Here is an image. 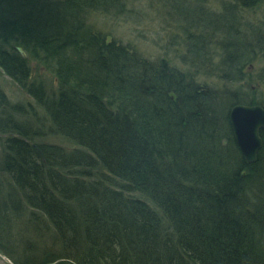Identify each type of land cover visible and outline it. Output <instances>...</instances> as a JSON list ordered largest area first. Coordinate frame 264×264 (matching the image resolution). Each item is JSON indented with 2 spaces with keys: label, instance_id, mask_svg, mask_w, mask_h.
Masks as SVG:
<instances>
[{
  "label": "trees",
  "instance_id": "1",
  "mask_svg": "<svg viewBox=\"0 0 264 264\" xmlns=\"http://www.w3.org/2000/svg\"><path fill=\"white\" fill-rule=\"evenodd\" d=\"M47 1L0 0V68L35 99L48 126L0 118V241L21 252L13 263L264 264V131L249 164L228 116L236 105L264 108L244 95L251 85L218 95L163 59H144L93 33L85 16L120 0ZM162 1L186 6L176 13L194 61L211 65L202 43L208 35L232 82L245 80L254 56L264 61V30L244 37L239 26L264 0H223L212 15L186 0ZM16 47L53 73L54 96L46 99L30 81ZM0 104L5 113L1 93ZM45 135L74 147L37 142ZM48 237L56 257L39 260L50 250L29 239Z\"/></svg>",
  "mask_w": 264,
  "mask_h": 264
},
{
  "label": "rangeland",
  "instance_id": "2",
  "mask_svg": "<svg viewBox=\"0 0 264 264\" xmlns=\"http://www.w3.org/2000/svg\"><path fill=\"white\" fill-rule=\"evenodd\" d=\"M120 1V6L118 5L116 8H110L109 12H93L85 16L84 20L93 33H99V36L101 35L107 42H116L126 47L129 51H136L142 55L144 59L152 61L163 59L170 65L169 67L176 69L182 74H187L186 78L188 79L195 78V82L199 85L218 95L236 93L240 90L239 88L241 86L243 88V86L248 83L247 86L249 84L251 86L248 88L249 90H247L248 94L244 93V95L255 98L256 101L260 103H264V82L259 81V76L264 78V61L260 60L259 57L254 56L252 62H248L244 65L243 73L245 80L243 82H232L229 79L230 72L228 70L224 68L225 71H223V75L221 74V69L224 67V65L221 64L223 62V60H221L223 54L216 46L217 41L215 42V39H209L211 35H208L210 37L207 40L205 38L202 39V43L205 46L203 51H206L208 48L212 56L210 65L211 71H209L210 66H207L205 63L206 60L203 58H201V60L199 59L200 62L194 61L193 57L195 55L188 51L187 44L184 41V36L186 35L180 29V26L185 23L184 18L179 17L176 13V8L178 7L181 10H187L184 4L172 2L169 4L170 6H168L162 0H125L126 2L124 1V3H122V0ZM222 1L223 0H186V2L191 4V8L189 9H201L211 15L220 11ZM47 2L53 4L57 2V0H48ZM191 19V17H186V23H188L189 20L191 21ZM239 24V26L243 28L242 36L244 37L248 36L247 33L252 31H263L264 4L252 11L245 12ZM22 51L23 55L17 52L20 57L27 60L28 69L30 71V81L33 82L35 86L42 87L45 91L46 99L54 96L57 93V80L53 73L46 70L47 66L45 67L42 64L39 57V59L34 60L27 55L23 49ZM250 54L253 56L252 52H250ZM199 64H204L202 71L198 70ZM249 80L251 83L248 82ZM0 93L5 97L8 103V109H4L5 113H2L3 110L1 109H3V105L0 104V118H2V120H8V115H10L14 117V120H18L19 122L31 120V127L35 130L37 128H40L42 131L45 130V132L48 130L47 124L44 125L40 123L41 119H47L44 117V110L36 104L35 99L31 98L12 81L1 68ZM241 96L243 97V95H240V97ZM13 107H20L18 111H21V115L15 112ZM30 115L34 116V118L32 119ZM37 142L61 145L64 148L74 147L72 142L54 135H45L38 138ZM1 155L0 147V163L2 161ZM5 179V175L0 169V185L6 181ZM2 188L1 186V190L3 191ZM13 234L14 240H16L18 238V230L16 228ZM35 238L29 239L30 244L39 246L41 251H43L45 247H48L52 255L40 256L41 259L39 260H45L48 257H56L53 255H56L55 250L57 249L55 246L57 245L52 238L50 239L48 237V239H44L46 242H43L44 240L39 242ZM41 254L43 253L41 252ZM12 258L21 261V252L15 249L14 246L10 247L5 241H0V264H14ZM58 262L56 261L50 264H57Z\"/></svg>",
  "mask_w": 264,
  "mask_h": 264
},
{
  "label": "water",
  "instance_id": "3",
  "mask_svg": "<svg viewBox=\"0 0 264 264\" xmlns=\"http://www.w3.org/2000/svg\"><path fill=\"white\" fill-rule=\"evenodd\" d=\"M17 51L23 55L21 48ZM229 122L234 141L249 164L256 161L262 147L260 132L264 131V108L261 106H234L229 112Z\"/></svg>",
  "mask_w": 264,
  "mask_h": 264
},
{
  "label": "bare ground",
  "instance_id": "4",
  "mask_svg": "<svg viewBox=\"0 0 264 264\" xmlns=\"http://www.w3.org/2000/svg\"><path fill=\"white\" fill-rule=\"evenodd\" d=\"M190 26H192L191 24H190ZM186 30H188L187 32L188 33H192V34H194V35H201L202 36V34H200V33H198V32H196V31H194L193 29H191V28H188V27H186ZM237 106V105H236ZM241 152V151H240ZM258 154V153H257Z\"/></svg>",
  "mask_w": 264,
  "mask_h": 264
}]
</instances>
